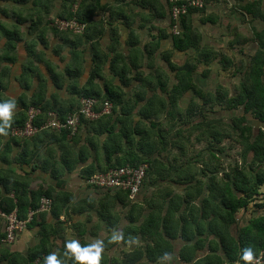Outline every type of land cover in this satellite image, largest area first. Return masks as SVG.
Masks as SVG:
<instances>
[{
	"label": "trees",
	"instance_id": "obj_1",
	"mask_svg": "<svg viewBox=\"0 0 264 264\" xmlns=\"http://www.w3.org/2000/svg\"><path fill=\"white\" fill-rule=\"evenodd\" d=\"M117 1L119 0H107L105 3L101 0H0V102L8 99H14L16 102L8 133L0 135V145L3 146V155L0 156V163H2L0 185L3 186V188L0 187V221L2 219L5 221V215L14 209L18 218H25L29 209L35 210L38 207L41 196L51 197L53 189L51 186L44 188L42 184H37L36 188L32 189L28 181L20 180L17 175H14L12 168L4 166L6 158L10 162L17 163H27V160L31 158L32 153L29 155L28 151L25 154L23 151L11 153L12 144L24 145L27 141L35 145L42 141L57 144L61 151V160L67 167L83 161L88 156L85 152L88 148V151L91 150L89 156L92 161L81 169V176L85 180L96 172H105L110 168L147 163L143 186L150 174L149 168L153 166L152 163L157 164L158 170L163 171L164 163L160 152L175 147L177 156L181 154L186 156L192 149L190 136L194 135V141L200 142L206 139L207 145L187 158V164L183 167V170L186 169L184 177L181 175V166L177 167L173 181L178 185L191 184L185 185L184 188L199 192V189L193 190L195 189L193 184L200 183V180L194 177L196 171L194 166L201 161L203 163L198 167V171L207 177L203 183L209 196L205 197L198 206L184 205V210L179 214L182 198L175 193L172 195L170 191L164 215L157 216V210L153 208L151 202L150 207L153 209L137 227H134L133 223L136 217L129 209L127 216L124 217L128 223L122 230L124 245L127 244V238L131 236L133 228L142 232L140 243L135 244L130 241L131 243L128 244H131V250L125 251L124 246L115 254L109 253L111 251L109 245L104 247L100 264H156L162 260L165 252L188 261L198 258L193 264H236L244 247H251L254 256L262 254L264 258V214L251 215L247 224L241 226L236 219V215L241 210H245L253 197L261 192L260 188L264 184V131L260 127L252 129L244 124L246 119L244 114L232 117L231 124H224L220 120L212 119L205 110V105L213 101V104L216 102L218 105H225L226 109L241 107L243 113L249 112L257 122H264V28L254 29L257 50L251 56L248 67L242 72L243 76L238 82L237 93L231 96H227V92L222 88L216 89L214 94L204 93L194 81L196 64L187 59L183 64L176 63L174 60L175 55L184 53L189 56L191 52H194L196 54H193L192 59L196 63L207 64L214 56L211 48L197 45L196 39L199 38V34L195 32L193 20L189 16L192 11L203 12L205 7L191 9L181 16L178 21L180 33L174 35L168 30L169 34L166 35L170 37L171 47L162 50L157 58L153 56V53L158 49L162 34L158 36L155 34L156 36L142 47H135L134 44L131 59L132 66L136 67V70L131 69V66L121 57L120 52H114L113 58L109 59L106 53L98 48L97 38L93 42V45L97 47L92 48L91 65L87 73L83 74L84 63L81 60V65H77L76 68L71 69L68 65L63 70H54L47 76H40L32 87L31 77L36 70L38 53L39 57L44 59V50L48 47L49 39L45 31L49 30L51 35L61 39L64 45L82 42L86 33L92 28V21L98 20L102 25L105 22V19L101 17L102 13L104 11L114 13ZM143 1L139 0V3L142 4ZM166 2L169 10V3L167 0ZM75 3L76 7H74ZM240 8L252 18L264 21V0H248ZM210 14L211 12L201 17L202 23L216 21V17ZM55 17L64 19L75 17L84 22L86 27L80 34L59 31L52 24ZM170 26L171 20L168 27ZM130 36L137 37L133 33H130ZM20 43L24 45L26 51L23 58L25 60L22 61L21 71L10 76L12 65L19 61L17 46ZM37 46L39 50L36 49ZM142 57L146 60L140 61ZM119 58L122 61L118 63L116 60ZM134 60L140 62L135 63ZM221 60L223 63L230 62L226 56L221 57ZM107 61H110L109 73L117 77L118 83H114L104 73L103 68ZM170 73L174 74L175 82L167 87L166 79L170 78ZM7 76L10 77L7 78ZM46 83L53 84L56 89L55 93L47 97L45 96ZM61 87H64L68 93L69 100L60 105L59 102L63 97L57 90ZM187 93L190 97L202 98L203 104L198 106L191 98V102L189 100L190 103L181 113L178 102ZM86 97L97 101L95 107L97 110L104 100H108L111 103V111L101 114L96 119L80 115L73 134H69L68 130L56 131L52 128L39 130L32 136L24 138L10 133L11 127L24 124L30 106L39 109V113L32 121L39 127L48 118L49 111L55 113L60 120H64L66 116L79 109L81 99ZM57 103L60 106H57ZM208 108L211 109L210 106ZM135 109L140 121H134ZM160 115L168 119L165 124L157 121ZM183 115L186 120L181 121L180 118ZM194 115H198V118L189 126L191 120L188 119ZM103 135L108 136L101 142L102 147L105 148L101 151L99 137ZM94 138L96 142H99L98 146ZM233 138L237 139L234 141L241 147V161L237 164V158H235L233 165L226 168L228 163L223 164V160L224 156L229 157L231 147L229 144L224 147L221 143L225 139L230 142ZM80 141H85V144L81 145ZM9 155L11 158H8ZM237 155L238 152L235 156ZM33 159H37V156L35 155ZM43 168H46L45 165ZM50 169L54 177H59L61 171L58 168L50 166ZM209 171L210 175L207 174ZM158 176L162 178L161 173ZM106 191L113 193V196L102 204L107 211V219L111 222L112 217L115 220L110 206L112 199L122 205L124 203L123 206H125L132 198H129L126 190L112 188ZM10 192L13 193L12 196H9ZM52 200L53 203L58 201L57 198ZM187 202L190 204L188 200ZM197 210H200V214H195ZM39 214L38 212L32 216L27 224L28 227L36 224ZM203 220H207L206 226L210 229L207 234H212L213 239H208L207 236L198 237L204 232L201 226ZM117 223L118 221L113 222L112 227L118 225ZM159 227L162 230L149 231L150 228L158 229ZM4 235V232H0V264H32L33 260L40 257L37 251L26 257L10 251L2 244L1 239ZM176 238H180L183 242L179 250L172 243V240ZM187 240L194 241L192 244H187ZM79 243L82 246L88 244L84 240ZM205 243H208V252L205 255L196 256L198 248H202V244ZM41 261L39 263L37 261L36 264H42ZM68 263L72 264L71 258Z\"/></svg>",
	"mask_w": 264,
	"mask_h": 264
},
{
	"label": "crops",
	"instance_id": "obj_2",
	"mask_svg": "<svg viewBox=\"0 0 264 264\" xmlns=\"http://www.w3.org/2000/svg\"><path fill=\"white\" fill-rule=\"evenodd\" d=\"M101 2L105 3L107 0H101ZM210 3L211 0H208L206 5L209 7ZM208 7H205L204 11L206 13ZM198 15H202V12L192 11L189 16L191 20L194 21L195 17ZM101 17L105 19V22L100 25L98 20L92 21V28L86 33L85 38L83 37L84 41L82 42H74L69 43V45H64L62 40L57 36L53 37L49 30L45 31V34L49 39L48 47L44 50V59L40 58L38 53L36 70L31 77L32 87L35 86L40 76H47L49 72L54 70H63L65 67H68V65H70L69 67H71V69L74 67L76 68L77 65L81 63V60L84 63L83 74L87 73L91 65L93 55L92 48L97 47L93 45V42H95L97 38L99 40L98 48L105 52L109 59L113 58L114 52H120L121 57H123L125 62L134 70H136V67L132 66L133 61L131 59L134 44L135 47H142L143 44L150 41L153 36L162 34L159 39L158 49L153 53L155 58H157L162 50L171 47L170 37L167 36L169 34L168 25L170 19L166 0H144L142 4L139 3V0H119L115 2L114 13L104 11ZM130 33L135 34L137 37H131ZM17 48L19 61L12 65V75L10 76H14L21 71L22 61L24 62L25 60L23 59L26 52L24 45L20 43ZM36 49L39 50V46H37ZM145 57H142V60L140 59V61L146 60ZM116 61L119 63L122 59L119 58ZM140 61L134 60L135 63ZM109 62L110 61H107L104 65V73H106L109 79L114 83H118L119 81L117 77L109 73ZM160 63L163 64L162 62ZM138 69L142 70V68ZM10 76H7V78ZM45 86L46 97L55 93L56 89L53 84L46 83ZM34 90L36 91V89ZM57 92L63 97L59 102L60 105L69 100L68 93L65 91L64 87L59 88ZM9 94L12 95V93ZM59 104L57 106H60ZM258 125L261 130H264V122H258ZM94 142H96V138H94ZM101 142L102 141L100 140V145L102 144ZM80 143L81 145H84L85 141H80ZM96 144V146H98L99 142H96ZM58 147L57 144L48 143L46 141H42L36 145L28 143V141L24 145L12 144L11 153L15 154L16 151H23L25 154V152L28 151L29 155L32 153L31 158L27 160V163L10 162L6 158V164L4 165L7 168H12L14 170V175H17L20 180L28 181L29 187L32 189L36 188L37 184H42L44 188L51 186L53 188L51 192L52 198L48 197L51 200L58 199V201H54V203L52 200L53 206L51 205L52 207L48 211L39 212L40 214L37 218L36 224H32L29 227L26 226V228L20 230L12 242H2V244H4L5 247H8L10 251L17 253L20 256L22 255L23 257L37 251V253H40V257H37L33 262L38 261L39 263L43 256L55 252L57 253V258L62 260V264H69L68 260L71 257L63 251L65 250V242L68 240H77L78 242L84 240L90 243L96 239H100L104 242L105 247L109 245V248H111V252L109 251V253L111 254L114 252L113 249L116 250L117 248L127 246L130 241L135 244L140 242L142 232L140 230L136 231L135 228H133L131 236H127V244L124 245L122 230L124 229L123 226L127 223V221L124 220V217L127 216L129 209L133 216L136 217V220H133V223L134 227H137L153 208L157 210V216L164 215L167 209L170 191L172 195L175 193L182 198L179 207V214L184 210V205L195 204L198 206L205 197L209 196V192L203 183L207 177L200 174L198 171V167L203 163L201 161H198L194 166L196 170L194 177L195 179L200 180V183H197V185L193 184V187H195L193 190L199 189V192H192L191 189L184 188L185 185H189L188 183H181L178 185L173 181L177 167L181 166V175L184 177L183 174L186 172V169L183 170V167L187 164V158L192 156L195 152H192V150H194L192 149L190 155L187 154L184 156L181 154L180 156H177L176 148L170 147L167 151L162 152L164 163L163 171L162 169L158 170L156 166L157 164L152 163L153 166L149 168L150 174L148 175V179H145L142 189L130 199L128 204L123 206L124 203L122 205L118 201L112 199L110 206L112 214L115 216V220L112 217L113 220L111 219L112 221L110 222L106 216L107 211L102 204H104L109 197L113 196V193L107 192V189H93L89 186L83 185L84 177L82 178L81 176V169L86 166V164L91 163L92 158L89 156L91 155V150L88 151V148H86L85 152L88 156L86 155L87 157H85L83 161L74 163L71 167H67L61 160V151H59ZM103 149L105 148L101 145L99 150L102 151ZM2 150L3 146L0 145V156L3 155ZM171 151L173 154H170ZM35 155L37 156V159H33ZM8 158H11V156L9 155ZM0 165H2V163H0ZM44 165L46 167L45 169L43 168ZM191 165L192 164L190 163V166ZM50 166H55V168H58V170L61 171L59 177H54L51 174L52 169H50ZM159 173H161L162 178H159ZM207 174L210 175V171ZM0 187L3 188L1 185ZM260 189L261 192L253 197V199L247 204L246 209L241 210L236 215L237 220L242 221L243 219V222H240V224H247L251 215L264 214V184ZM12 195L13 193L10 192L9 196ZM183 199H185V201H183ZM82 201L83 203H81ZM151 202L153 208L150 207ZM258 204H260V206ZM81 205H83V209H81ZM195 214H200V210L195 211ZM117 221L118 225L112 227V223ZM206 222L207 220H203L201 226L204 232L198 237L207 236L208 239H213L214 236L212 234H207L210 229L206 226ZM4 225L5 222L2 219V221H0V232H4ZM150 230H162V228H150L149 231ZM113 232L119 233L121 238L117 241L109 242V237ZM193 241L194 240H187L186 243L192 244ZM172 243L178 250L183 244L180 238L172 240ZM207 247L208 243H205L204 245L202 244V248H198L196 251V256L205 255L208 252ZM170 256L176 258L166 260L165 262V259H162L156 264H193V262L198 259L193 258L191 261H188L187 259L177 258L174 254Z\"/></svg>",
	"mask_w": 264,
	"mask_h": 264
},
{
	"label": "rangeland",
	"instance_id": "obj_3",
	"mask_svg": "<svg viewBox=\"0 0 264 264\" xmlns=\"http://www.w3.org/2000/svg\"><path fill=\"white\" fill-rule=\"evenodd\" d=\"M246 1L248 0H211L209 7L206 5V7H208L207 13L211 12L210 16L213 15L216 17V21L214 23H202L201 17L205 16V11L202 12V15L195 17L193 24L195 32L199 34V38L196 39L197 45L211 48L214 51V56L210 58L207 64L204 62L196 63V61L192 59V56H194L193 54H196L194 52H191L189 56L185 55L184 53L174 56L176 63L183 64L187 59V61L191 60L193 64H196V69L194 71V81L204 93L214 94L215 90L219 88H222L223 91L227 92V96L237 93L238 82L243 76L242 72L248 67L251 56L257 50L258 45L254 40V29L260 30L264 28V21L260 20L259 18H252L250 15L243 12L240 7ZM75 6L76 3L74 7ZM168 30H170L169 27ZM223 56L229 58L230 62L223 63L221 60V57ZM170 74V78L166 79L167 87H170L171 84L175 82L174 74ZM191 98L198 106L203 104L202 98H193L192 96L190 97L189 93H187L178 102V108L181 113L185 111V108L191 102ZM208 106H210L211 109H209ZM205 107L207 115H209L214 120L222 121L224 124H231L232 117L244 114L246 117L244 124L249 125L252 129L259 128L258 122L255 118H253V115L249 112L243 113L241 107H237L236 109H226L225 105H218L216 102L213 104V101L208 102ZM136 110L137 109L134 110V121H140ZM197 118L198 115L191 116L188 119L189 121L191 120L189 126H191V124H193ZM166 120L168 119L161 115L157 118V121H160L162 124H165ZM180 120H186L185 116H181ZM107 136L108 135H103L99 138L102 141ZM193 138L194 135H191V148L194 150L190 149L189 152L191 150L192 152L198 151L202 148H205L207 145L208 141L206 139L196 142L193 140ZM234 140L237 141L236 138H233V140H230V142L225 139L221 143L224 147L227 146V144H229L231 147L229 151V157L224 156L225 159L223 158V164L224 162L228 163L226 168H229V166L233 165L235 158H237V164H239L241 161V147H239V145ZM189 152L188 154L190 155L192 152ZM237 152L238 155L235 156ZM170 154H173V152L171 151ZM162 155L163 154L161 153V157ZM83 185H87L85 179L83 181ZM238 222V224L241 226L242 224H240V222H243V219L242 221L238 220ZM121 249H113L114 252L111 254L116 253ZM124 250H131V244L125 246ZM174 258L176 257L171 256V259ZM165 261L166 260H164V262Z\"/></svg>",
	"mask_w": 264,
	"mask_h": 264
},
{
	"label": "built area",
	"instance_id": "obj_4",
	"mask_svg": "<svg viewBox=\"0 0 264 264\" xmlns=\"http://www.w3.org/2000/svg\"><path fill=\"white\" fill-rule=\"evenodd\" d=\"M169 3V13L171 26L170 31L174 35L180 33L178 21L182 15L187 14L190 9L202 8L205 0H167ZM52 24L59 31H70L80 34L84 31L86 24L79 21L75 17L64 19L55 17ZM97 101L94 98L86 97L81 99V105L76 112H73L65 117L64 120H60L52 112L48 113V118L39 127L32 123L33 119L39 113V109L31 106L27 110V119L23 125L13 126L10 129L11 135L18 137L31 136L36 131L43 128H52L56 131L68 130L69 134H73L77 128L80 115L89 119H96L101 114H107L111 111V103L108 100H104L99 110L95 109ZM147 163H141L138 166H132L126 164L119 167L110 168L105 172H96L86 179V183L89 186L100 189H112L118 188L126 190L129 198H133L142 186L143 178L145 176V170ZM52 200L47 196H41L39 199L38 207L35 210L29 209L26 217L20 219L17 217L15 209L9 214L5 215V227L4 237L1 239L4 243H9L14 240L17 233L20 230L26 228L27 224L31 220L32 216L38 212L48 211L51 208ZM34 261L32 264H36ZM244 264V262L240 263ZM250 264H264V258L262 254L254 256L253 261Z\"/></svg>",
	"mask_w": 264,
	"mask_h": 264
},
{
	"label": "clouds",
	"instance_id": "obj_5",
	"mask_svg": "<svg viewBox=\"0 0 264 264\" xmlns=\"http://www.w3.org/2000/svg\"><path fill=\"white\" fill-rule=\"evenodd\" d=\"M207 2L208 1L205 0L203 7H206ZM15 108H16V102L14 99H8L0 102V135H7L8 129L12 122V115ZM25 137H29V136H25ZM120 238L121 235L119 233L113 232V234L109 237V242L117 241ZM104 247H105L104 242L100 239H96L83 246L77 240H68L65 242V254L71 257L72 264H100L101 253ZM253 257L254 254L252 248L244 247L241 249V252L239 254V259L236 261V264H240V261H243L244 264H250V262L253 261ZM162 259L169 260L171 259V256L169 253L165 252L163 254ZM42 264H62V260L57 258V253L52 252L43 256Z\"/></svg>",
	"mask_w": 264,
	"mask_h": 264
}]
</instances>
